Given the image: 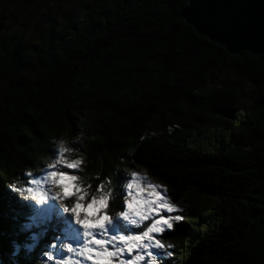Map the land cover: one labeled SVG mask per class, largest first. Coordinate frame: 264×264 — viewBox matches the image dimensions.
<instances>
[{
    "label": "trees",
    "instance_id": "1",
    "mask_svg": "<svg viewBox=\"0 0 264 264\" xmlns=\"http://www.w3.org/2000/svg\"><path fill=\"white\" fill-rule=\"evenodd\" d=\"M50 2L33 34L0 22V264H53L59 203L18 189L60 139L93 191L137 169L166 186L164 264H264V54L196 32L189 0Z\"/></svg>",
    "mask_w": 264,
    "mask_h": 264
},
{
    "label": "snow or ice",
    "instance_id": "2",
    "mask_svg": "<svg viewBox=\"0 0 264 264\" xmlns=\"http://www.w3.org/2000/svg\"><path fill=\"white\" fill-rule=\"evenodd\" d=\"M211 25L230 40L241 38L244 30L239 20L227 17L215 19ZM74 149L75 146L60 145L53 150V162L46 168L42 166V173H29L26 177L22 174V180L30 186L18 189L24 199L30 196L38 205L59 203L57 227L62 232L53 237L52 251L45 247L47 260L52 261L54 254L63 249L62 258L56 264H72L67 254L83 257L91 264H115L117 259L119 264H138L139 261L148 264L144 253L151 258V264H156L161 258L156 252L162 254L168 247L157 237L174 231L182 223L181 210L161 196L157 186L148 184L145 189L138 182L144 177L135 171L116 183L118 192L111 183L108 186L100 183L94 191L91 186L85 188L75 174L82 159L66 156ZM116 196L119 200L115 201V207L119 210L110 215ZM128 254L134 255V259ZM126 256L128 258L120 259Z\"/></svg>",
    "mask_w": 264,
    "mask_h": 264
},
{
    "label": "water",
    "instance_id": "3",
    "mask_svg": "<svg viewBox=\"0 0 264 264\" xmlns=\"http://www.w3.org/2000/svg\"><path fill=\"white\" fill-rule=\"evenodd\" d=\"M181 17L196 32L225 47L229 53L249 51L264 54V0H189ZM232 18L243 24L242 37L226 38L219 28L211 25L218 18ZM3 25L0 23V31Z\"/></svg>",
    "mask_w": 264,
    "mask_h": 264
},
{
    "label": "rangeland",
    "instance_id": "4",
    "mask_svg": "<svg viewBox=\"0 0 264 264\" xmlns=\"http://www.w3.org/2000/svg\"><path fill=\"white\" fill-rule=\"evenodd\" d=\"M67 1L68 0H61V3L63 4ZM21 2H23V1L21 0ZM18 3H19V0H13L11 2H6L2 6V13H1V19H0L1 23L8 24L11 26V28H15V27H18L20 25H24L27 33L33 34L34 22L36 21V19L40 16V14L43 11L45 14L49 13L50 16H53V17L56 16V14L53 13V6H52V2H50V0H34L27 9H24L22 6H19ZM44 13H42V15ZM39 18H41V16ZM52 162H53V157L51 159V163ZM80 169H81V167L79 168V170ZM78 171L75 174H78ZM135 172L138 174V176L144 177L143 181H138V182L143 184L145 186V189H147L148 184L155 185V186H157V189L160 192L161 196H163L164 198H166L167 200L172 202V200L170 199L168 190L162 182L151 177L145 170L137 169ZM37 173H42V168H40ZM24 176L26 177L27 174L24 173ZM29 186L30 185H28V187ZM85 188H88V187H85ZM50 190L53 192L56 191V189H54V188H50ZM88 211L91 214L92 210L89 209ZM61 214L63 215V213H61ZM24 226H25V223H23V227ZM157 238H160L161 241H162V239H164L161 235H159ZM36 242H37V240H36ZM162 243H164V242L162 241ZM62 252H63V249L60 250V253H62ZM167 254H168L167 250H165L162 254L159 251H157L156 255L158 257H161V258L157 259L156 264H164V262H165L164 257ZM144 255L146 257V260L148 261V264H151V258L148 257L146 253H144ZM128 256H130L131 258L134 259V255L128 254ZM128 256L121 257L120 259L128 258ZM67 257L72 260V264H91L90 261L85 260L83 257H76L75 254H67ZM58 258L61 259L62 258L61 255H60V257L58 256ZM52 262H53V264H56V262L54 260H52ZM115 264H119V259H117L115 261ZM138 264H145V261H139Z\"/></svg>",
    "mask_w": 264,
    "mask_h": 264
},
{
    "label": "clouds",
    "instance_id": "5",
    "mask_svg": "<svg viewBox=\"0 0 264 264\" xmlns=\"http://www.w3.org/2000/svg\"><path fill=\"white\" fill-rule=\"evenodd\" d=\"M57 144L60 146L61 144H66V141L60 139L57 141Z\"/></svg>",
    "mask_w": 264,
    "mask_h": 264
}]
</instances>
